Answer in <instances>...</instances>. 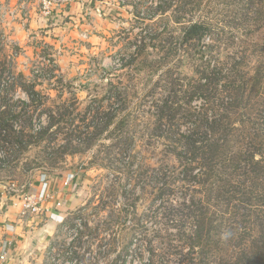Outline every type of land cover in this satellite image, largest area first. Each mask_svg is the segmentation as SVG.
Here are the masks:
<instances>
[{
  "label": "rangeland",
  "instance_id": "rangeland-1",
  "mask_svg": "<svg viewBox=\"0 0 264 264\" xmlns=\"http://www.w3.org/2000/svg\"><path fill=\"white\" fill-rule=\"evenodd\" d=\"M29 1L0 0V197L24 201L39 191L43 175L79 173L83 202L60 209L66 217L35 253L39 264H145L142 236L128 227L126 214L149 230L151 210L160 204L153 175L162 160H173L165 141L152 135L154 103L167 98L175 79L192 75L199 60L177 67L168 58L157 72L142 66L138 47L145 36V60L172 52L180 35L176 15L191 0H76L50 19ZM200 1L193 19L221 27V97L226 104L235 92L243 106L246 100L235 116L247 130L252 117L264 119V0ZM159 41L163 49L152 46ZM237 76L248 79V98L241 87L229 88ZM7 210L1 203L0 227L8 223Z\"/></svg>",
  "mask_w": 264,
  "mask_h": 264
},
{
  "label": "trees",
  "instance_id": "trees-1",
  "mask_svg": "<svg viewBox=\"0 0 264 264\" xmlns=\"http://www.w3.org/2000/svg\"><path fill=\"white\" fill-rule=\"evenodd\" d=\"M200 4L191 0L188 9L176 15L180 35L172 52L145 60L144 53L150 55L145 36L138 47L142 66L157 72H163L168 58H176L177 67L186 59L199 61L192 75L175 79L166 89L167 98L154 103L152 135L165 141L164 152L173 160H162L153 175L160 204L151 210L149 230L130 213L128 227L142 236L140 247L148 253L145 264H264V119L261 123L259 116L252 117L247 130L240 127L242 119L236 125L235 114L248 104L245 100L243 106L234 91L241 87L239 94L250 96L244 76L227 81L234 95L224 104L218 59L221 27L193 19ZM162 30L153 38L158 40ZM152 46L164 48L160 41ZM246 56L244 52L242 58ZM9 58L16 60L17 55ZM236 81L240 85L235 87ZM242 133L243 147L236 149ZM150 230L154 232L149 235Z\"/></svg>",
  "mask_w": 264,
  "mask_h": 264
},
{
  "label": "crops",
  "instance_id": "crops-1",
  "mask_svg": "<svg viewBox=\"0 0 264 264\" xmlns=\"http://www.w3.org/2000/svg\"><path fill=\"white\" fill-rule=\"evenodd\" d=\"M75 3L77 1L73 0L68 10L73 9ZM40 19L45 21L41 17ZM70 174L74 175V180L71 184L65 185L66 177ZM79 179L80 181L83 179L79 177V173H69L63 177L50 175L47 177V191L51 196L43 203L41 221H37L36 215L38 214L36 213L31 212L28 215L21 213L24 210L25 201L12 197L3 201V197H0V204H5L8 209L5 213L8 223L0 227V252L8 253L5 264H39L41 260L39 254L46 248L47 239L56 232L66 217L65 212L67 211L62 210H71L83 202L82 186L77 183ZM41 188L42 185L38 186V190ZM48 212L51 214L48 215ZM14 217H17L16 225L11 221ZM38 224L39 226H37Z\"/></svg>",
  "mask_w": 264,
  "mask_h": 264
},
{
  "label": "built area",
  "instance_id": "built-area-1",
  "mask_svg": "<svg viewBox=\"0 0 264 264\" xmlns=\"http://www.w3.org/2000/svg\"><path fill=\"white\" fill-rule=\"evenodd\" d=\"M73 2V0H30L29 5L31 7L40 8L41 13L44 14V16L48 17L50 19L51 17L55 16L56 14H59V12L63 11L64 9L67 11L68 6ZM44 184L42 185V188L34 194H28L24 198V210L25 211H33L35 213H39L43 211V203L50 198V194L47 191L48 185H47V176L43 175ZM74 180V175L70 174L66 177L65 185L71 184V182ZM8 253L6 251L0 252V264H5V261L7 260Z\"/></svg>",
  "mask_w": 264,
  "mask_h": 264
}]
</instances>
